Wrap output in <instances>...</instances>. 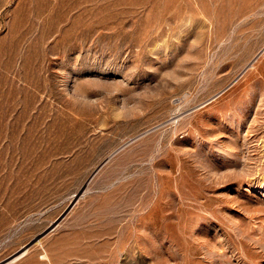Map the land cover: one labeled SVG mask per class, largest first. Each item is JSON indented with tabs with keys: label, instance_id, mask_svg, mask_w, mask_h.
<instances>
[{
	"label": "rangeland",
	"instance_id": "rangeland-1",
	"mask_svg": "<svg viewBox=\"0 0 264 264\" xmlns=\"http://www.w3.org/2000/svg\"><path fill=\"white\" fill-rule=\"evenodd\" d=\"M0 264H264V0H0Z\"/></svg>",
	"mask_w": 264,
	"mask_h": 264
}]
</instances>
